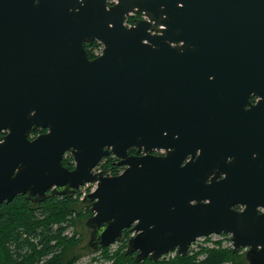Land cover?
Instances as JSON below:
<instances>
[{"label":"water","instance_id":"95a60500","mask_svg":"<svg viewBox=\"0 0 264 264\" xmlns=\"http://www.w3.org/2000/svg\"><path fill=\"white\" fill-rule=\"evenodd\" d=\"M115 1L0 0V206L91 183L85 251L225 234L264 264V0ZM110 155L122 172L92 173Z\"/></svg>","mask_w":264,"mask_h":264},{"label":"trees","instance_id":"16d2710c","mask_svg":"<svg viewBox=\"0 0 264 264\" xmlns=\"http://www.w3.org/2000/svg\"><path fill=\"white\" fill-rule=\"evenodd\" d=\"M94 45L99 46L98 43ZM116 162L112 156L103 159L100 162L102 173L109 177L118 175L121 168ZM62 164L67 169L74 167L70 155H64ZM73 196L51 195L45 202L33 204L25 196L18 195L10 203H3L0 206V264H71L79 254L87 253L89 250L82 249L79 245L82 239H78L75 233L69 238L63 235L65 217L75 212L77 199ZM86 206L85 215L76 213L78 219L91 216L90 205ZM129 235L127 230L123 231L122 246L114 254L111 264H247L241 250L232 253V249L209 250L199 262L197 255L189 254L156 262L149 259L137 262L135 254L125 253ZM105 250L101 249L102 252Z\"/></svg>","mask_w":264,"mask_h":264},{"label":"rangeland","instance_id":"374dc122","mask_svg":"<svg viewBox=\"0 0 264 264\" xmlns=\"http://www.w3.org/2000/svg\"><path fill=\"white\" fill-rule=\"evenodd\" d=\"M69 154H67L68 156ZM122 170V169H121ZM91 186L86 187L84 190L86 192L91 190ZM89 194V192L87 193ZM73 199H75L73 197ZM82 201L77 200L76 201V205L74 206V211L72 212L70 215H67L65 217V222L64 225L66 227V229L71 232V229L74 231L75 236L78 239H82V241L79 243V245H81L82 247L84 245H86L88 239H89V230L85 227L84 223L86 221L85 218L81 217L80 219L77 218V214L81 213L82 215H85V211L87 208V204H82ZM77 213V214H76ZM75 221V222H74ZM70 229V230H69ZM121 243H114L113 245L105 248V252H102L101 250L96 251V252H92V251H88L87 253H83V254H79L78 258L75 259L74 261L71 262V264H85V263H112L114 260V254L120 249L121 247ZM126 248V247H125ZM215 250H226V249H215ZM241 252L244 254L245 257V250L240 249ZM166 259H170L168 257H164ZM163 259V258H161ZM203 256L198 257L197 260L202 261Z\"/></svg>","mask_w":264,"mask_h":264},{"label":"built area","instance_id":"2783aa9c","mask_svg":"<svg viewBox=\"0 0 264 264\" xmlns=\"http://www.w3.org/2000/svg\"><path fill=\"white\" fill-rule=\"evenodd\" d=\"M108 1L111 4H114L116 2L115 0H108ZM131 14L132 13H130L127 17H129ZM124 25L126 27H131V26H133V23L129 22L126 19L124 21ZM161 153H163V152L161 151ZM92 173H102V169L100 167V163L97 164L96 167H94L92 169ZM88 186L92 187L91 190L88 191L89 193H92L95 190V188H96L95 184L85 183L83 186L79 187V189L77 190V192L74 194L73 197L76 198L77 200L82 201L85 198V196L87 195V193H88V192H86L84 190ZM63 235L67 236L68 238L72 237L74 235V231L71 229V232H69L66 229ZM131 235L132 234H130L129 237ZM117 243H119V242H117ZM218 248H221V249H232L233 248V243H232L229 235H225V234L215 235V234H213V235H210V236H207V237L197 238L189 246L188 254L189 255H197V258L201 257V256H203V258H204L207 251L218 249ZM174 256H176V252L175 251L169 252L167 255L163 256L162 258H164V257L173 258ZM85 264H111V263H85Z\"/></svg>","mask_w":264,"mask_h":264},{"label":"flooded vegetation","instance_id":"af4514ba","mask_svg":"<svg viewBox=\"0 0 264 264\" xmlns=\"http://www.w3.org/2000/svg\"><path fill=\"white\" fill-rule=\"evenodd\" d=\"M107 2H108V4H111V3H109V1L107 0ZM127 17V16H126ZM125 17V20L127 19L129 22H132V23H134V21H136V20H139V19H144V17L143 16H141V15H137V14H134V13H132L129 17H127L126 18ZM96 43H98V42H96V41H94L92 44H84V48H85V50H86V54H87V58L89 59V60H92V59H94V58H96V57H98L100 54H101V51H102V45L101 44H99V46H97V47H95V45L94 44H96ZM87 51H88V53L90 54V55H88V53H87ZM249 100H250V102L252 103V104H254L255 102H256V100H257V98L256 97H252V96H250V98H249ZM6 131H3V132H0V140L2 139V137H4L5 135H6ZM34 133V134H33ZM43 133H46V130H41V129H36L35 131H33L32 133H31V135H30V139H33V138H35V137H37L38 135H41V134H43ZM68 153H66L65 155H67ZM128 154L130 155V156H140L141 155V152H137V150L136 149H134V148H132V149H130L129 151H128ZM151 154H153V155H160L161 154V152H151ZM111 156V155H110ZM109 157V156H108ZM113 157V156H112ZM105 159V158H104ZM116 161H117V159H116ZM122 170H123V167H120ZM73 168H71V169H68V170H72ZM122 170H121V172H122ZM120 172V173H121ZM55 195V194H54ZM22 196H25L26 197V195H22ZM48 196H51V194L48 192ZM235 209H241L240 207H235ZM258 212L259 213H263L264 211L262 210V209H258Z\"/></svg>","mask_w":264,"mask_h":264}]
</instances>
